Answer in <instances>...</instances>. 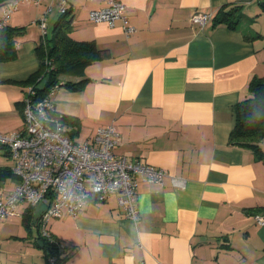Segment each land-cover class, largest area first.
<instances>
[{"label":"crops","instance_id":"0c3cea01","mask_svg":"<svg viewBox=\"0 0 264 264\" xmlns=\"http://www.w3.org/2000/svg\"><path fill=\"white\" fill-rule=\"evenodd\" d=\"M120 1L135 28L128 36L119 20L114 26L89 20L103 0H67L69 36L93 41L100 55L85 67L88 81L80 89L59 86L51 100L72 140H91L98 127L112 125L120 138L115 155L143 159L184 185L138 176L136 220L115 196L52 218L48 231L67 254L62 264H124L126 256L135 264H264V222L257 220L264 216V160L228 143L236 104L250 95V79L264 76V0ZM48 3L21 4L6 23L19 31L16 58L0 61V133L24 126V80L39 67L37 20ZM222 6H240L236 29L190 22ZM59 16L54 2L47 34ZM260 146L264 151V140ZM15 183L0 180V191ZM29 209L21 203L0 223V264H46L33 212L25 220Z\"/></svg>","mask_w":264,"mask_h":264},{"label":"built area","instance_id":"2783aa9c","mask_svg":"<svg viewBox=\"0 0 264 264\" xmlns=\"http://www.w3.org/2000/svg\"><path fill=\"white\" fill-rule=\"evenodd\" d=\"M43 0H9L0 15V28L21 4L39 5ZM103 7L92 9L89 20L114 26L121 21L126 36L135 28L128 24L127 6L120 0H103ZM56 2L60 14L67 12V0H49L45 12L37 20L41 42L47 40V14ZM212 13L197 12L192 24L203 27L212 20ZM52 86L40 100H33L36 89L28 86L23 99V123L19 131L0 133V145L5 146L14 160L12 172L16 183L11 191H0V223L18 214L23 203L35 207L39 202L45 209L38 219L40 234L50 235L48 223L64 212L72 216L81 212L91 200L104 201L115 196L125 216L138 218L137 177L148 183L162 184L169 177L175 186H183L184 179L148 164L143 159L129 160L115 155L120 138L112 125L98 127L91 140L74 141L64 131L56 114L51 96ZM264 222V216H257ZM62 247V245L60 246ZM55 258H49L54 263Z\"/></svg>","mask_w":264,"mask_h":264},{"label":"trees","instance_id":"16d2710c","mask_svg":"<svg viewBox=\"0 0 264 264\" xmlns=\"http://www.w3.org/2000/svg\"><path fill=\"white\" fill-rule=\"evenodd\" d=\"M6 0H0V5ZM66 14H60L51 38L45 44L39 42L36 50L39 58L38 69L31 73L24 84L36 89L33 100L42 99L52 86H64L69 89H80L88 78L84 76V69L99 57V50L93 41H77L69 36L71 26L66 19ZM242 17L240 6H222L212 17L213 26L225 24L228 28L236 29ZM18 29L5 25L0 28V61H10L16 58L14 39ZM77 76L74 81H62L61 76ZM45 77L48 78L43 89H38L37 84ZM250 95L240 100L235 106V125L229 133L228 143L252 150L262 160L264 151L260 143L264 140V76H253L248 83ZM23 116V101L20 104ZM5 153L9 154L8 149ZM16 179L12 168L0 166V180ZM26 211L25 220L30 221L34 207ZM28 224V223H27ZM29 225V224H28ZM35 225H38L36 221ZM40 233V229H39ZM42 248L46 256V264H52L49 258H55L53 264H62L67 254L58 238L51 233L42 236ZM62 245V247H60Z\"/></svg>","mask_w":264,"mask_h":264},{"label":"water","instance_id":"95a60500","mask_svg":"<svg viewBox=\"0 0 264 264\" xmlns=\"http://www.w3.org/2000/svg\"><path fill=\"white\" fill-rule=\"evenodd\" d=\"M48 78L45 77L43 80H41L38 84H37V88L38 89H43L46 82H47ZM45 204L43 202H39L33 209V215H32V223L35 224L37 219L39 218V216L42 214V212L45 209ZM40 243V241H39Z\"/></svg>","mask_w":264,"mask_h":264},{"label":"rangeland","instance_id":"374dc122","mask_svg":"<svg viewBox=\"0 0 264 264\" xmlns=\"http://www.w3.org/2000/svg\"><path fill=\"white\" fill-rule=\"evenodd\" d=\"M52 37V30L50 28H48V34H47V39ZM0 152H5V149L1 148ZM14 162L13 159H11V157H5L3 154L0 153V163L3 164H12V161Z\"/></svg>","mask_w":264,"mask_h":264},{"label":"clouds","instance_id":"9594fccd","mask_svg":"<svg viewBox=\"0 0 264 264\" xmlns=\"http://www.w3.org/2000/svg\"><path fill=\"white\" fill-rule=\"evenodd\" d=\"M124 264H135L133 257H125L124 258Z\"/></svg>","mask_w":264,"mask_h":264}]
</instances>
